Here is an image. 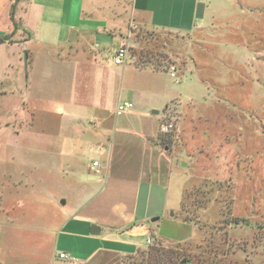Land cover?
<instances>
[{"label":"crops","instance_id":"0c3cea01","mask_svg":"<svg viewBox=\"0 0 264 264\" xmlns=\"http://www.w3.org/2000/svg\"><path fill=\"white\" fill-rule=\"evenodd\" d=\"M212 1L0 0V38L13 34L11 42L0 43V86L7 81L6 70H12L7 95L19 88L20 94L24 90L28 94L25 103L37 101L43 91L39 72L47 69L54 83L52 96L70 106L69 112L58 108L57 115L70 117L83 127L52 129L51 143L46 145L43 131L22 126L14 132L16 137H34L35 143L20 147V152H35L40 184L45 161H52L58 174L52 180L57 189L55 203L65 199L60 204L61 221L50 228L51 240L45 228L35 230L40 232V236L33 235L39 251L29 257L32 262L26 258L29 264H74L60 258L63 253L78 264H124L126 257L149 247L148 239L193 240L197 226L179 218L182 203L172 204L168 182L159 179L164 145L161 112L168 110L173 98L171 74L139 69L133 62L117 65L96 49L95 41L98 35H112L121 48L126 39L122 35L130 27L175 35L201 34ZM14 5L16 27L11 18ZM255 9V18L260 20L262 11ZM66 49L68 56L63 55ZM26 70L28 80L24 79ZM127 101L134 103V109L119 113L118 105ZM35 110L31 108V112ZM92 156V163H86ZM19 159V164L27 160L23 153ZM61 171L68 175H60ZM10 176L7 171V178ZM155 218L159 220L153 222ZM13 229L0 226V264H7L4 245L7 232Z\"/></svg>","mask_w":264,"mask_h":264},{"label":"rangeland","instance_id":"374dc122","mask_svg":"<svg viewBox=\"0 0 264 264\" xmlns=\"http://www.w3.org/2000/svg\"><path fill=\"white\" fill-rule=\"evenodd\" d=\"M256 6L262 11L260 20L255 18ZM130 28L122 36L126 38L123 47L132 57L149 46L169 56L171 65L177 67V77L170 78L173 98L168 110L161 112L160 122L161 127L163 123L175 125L163 142L159 177L169 184L172 204L179 206L185 192L190 195L198 190L199 198L212 199L199 212L208 232L226 221L247 219L250 225L239 222L227 227L231 242L237 246L235 258L264 264V0H213L201 34L175 35ZM98 37L96 49L113 61L121 42L112 35ZM68 51L64 50L63 55L68 56ZM136 61L133 57L132 62ZM5 73L7 81L0 86V92H6L0 94V226L14 228L7 232V246L4 245L7 264H29V257L39 251L33 235L40 232L35 230L45 228L51 240L50 228L61 221L60 204L65 199L55 203L57 189L52 180L58 174L52 161H45L40 184L36 180L35 152H20V147L35 143L34 137H16L14 132L22 126L32 132L43 131L46 145L51 143L52 129L82 126L74 124L70 117L57 115L58 108L69 112L70 106L52 96L54 83L47 69L39 72L41 98L26 99L27 103L25 90L20 94L17 88L15 94L7 95L13 71ZM24 79L28 80L27 70ZM68 83L69 79L66 89ZM32 107L35 112H31ZM46 152L51 156V150ZM22 153L27 160L19 164ZM94 158L85 162L92 163ZM7 171L12 175L9 178ZM64 172L60 175L67 176ZM25 235L33 238L28 240ZM202 238L203 232L197 227L191 245ZM135 260L125 258L123 262L134 264Z\"/></svg>","mask_w":264,"mask_h":264},{"label":"trees","instance_id":"16d2710c","mask_svg":"<svg viewBox=\"0 0 264 264\" xmlns=\"http://www.w3.org/2000/svg\"><path fill=\"white\" fill-rule=\"evenodd\" d=\"M21 0H17L20 2ZM13 6L11 11V18L16 27ZM156 33V32H153ZM12 35H6L0 38V43H7L12 41ZM154 35H151L153 37ZM133 57L137 58L135 63L139 69L150 68L154 71L168 72L174 65L169 56L162 52L155 51L152 47L145 46L140 51L135 52ZM168 134L161 135L165 142V137ZM199 192L193 194L184 193L181 210L178 213L179 218L188 224H193L203 232V238L198 244L191 245L193 240L186 242L165 241L163 239H156L147 250L139 251L136 255L128 256L127 259H135L134 264H254L249 259L239 260L235 258L236 244L231 242L227 227L230 225H239V222L249 221L247 219H232L226 221L220 227L213 226L211 231L205 230V225L201 223L199 212L205 210V204L211 203L212 199L199 198ZM189 201L191 204H189ZM225 219L226 217L223 216ZM170 243L171 245H165ZM174 243V244H173Z\"/></svg>","mask_w":264,"mask_h":264},{"label":"built area","instance_id":"2783aa9c","mask_svg":"<svg viewBox=\"0 0 264 264\" xmlns=\"http://www.w3.org/2000/svg\"><path fill=\"white\" fill-rule=\"evenodd\" d=\"M199 1L205 2L206 0H199ZM132 59H133V57L131 56L129 50L126 47H121L116 52V54L114 56V62L117 65H122V66L128 64L129 62H132ZM170 71H171L170 72L171 77L176 78L177 77V67L172 66L170 68ZM133 109H134V103L128 102V101L119 104L118 108H117L119 113H125V112L131 111ZM174 128H175V125L173 123H163V125L161 127V133L162 134H169L174 130ZM98 165H99L98 162L94 163V167H97ZM96 172L100 173V171L98 169H96ZM153 242L154 241L152 239H148L147 244L151 245ZM60 258L67 259V260L73 261L74 264H78V262L75 260L74 257H72L71 255L66 254V253L61 254Z\"/></svg>","mask_w":264,"mask_h":264},{"label":"water","instance_id":"95a60500","mask_svg":"<svg viewBox=\"0 0 264 264\" xmlns=\"http://www.w3.org/2000/svg\"><path fill=\"white\" fill-rule=\"evenodd\" d=\"M154 113H155V114H159L158 111H154ZM158 220H159V218H155V219H153V222L158 221Z\"/></svg>","mask_w":264,"mask_h":264}]
</instances>
